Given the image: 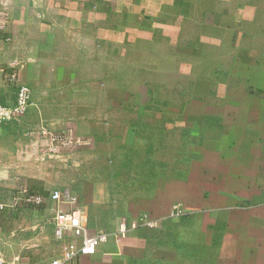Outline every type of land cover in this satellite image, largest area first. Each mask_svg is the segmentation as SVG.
I'll list each match as a JSON object with an SVG mask.
<instances>
[{
    "label": "crops",
    "instance_id": "0c3cea01",
    "mask_svg": "<svg viewBox=\"0 0 264 264\" xmlns=\"http://www.w3.org/2000/svg\"><path fill=\"white\" fill-rule=\"evenodd\" d=\"M209 1L220 4L0 0L7 3L0 4V104L13 105L19 85L32 90L27 114L0 125L5 264H51L60 257L55 214L75 207L90 234L108 239L94 255L67 264H264V0H235L225 22L207 9ZM231 9L241 10L242 20L231 18ZM188 25L194 26L191 37L184 35ZM194 73L196 88L208 86L213 98L225 90L229 105L241 111L232 125L216 114H195L197 132L185 133L188 142H181L189 156L177 164L153 163L156 151L148 150L146 161L133 166L141 146L167 144L165 133L129 127L117 135L84 133L87 123L108 120L127 106L139 116L157 111V104L173 105L178 96L188 97L187 105H204L208 95L197 94L194 85L170 90L168 78L164 89L171 97L158 94L157 75L186 83ZM96 106L102 109L94 113ZM43 123L71 129L93 145L40 162L30 131ZM111 137L118 141L112 143L114 161H107ZM129 169L147 171L143 181L137 172L138 183H126L119 170ZM54 189H69L77 204L52 201ZM31 196L44 202H29ZM142 217L156 227L129 228L127 241L117 240L124 220Z\"/></svg>",
    "mask_w": 264,
    "mask_h": 264
},
{
    "label": "rangeland",
    "instance_id": "374dc122",
    "mask_svg": "<svg viewBox=\"0 0 264 264\" xmlns=\"http://www.w3.org/2000/svg\"><path fill=\"white\" fill-rule=\"evenodd\" d=\"M220 4L218 6L213 4V1L207 2V9L209 11L216 10L218 13H220V19L227 20V9L229 6H232L234 4L235 0H219ZM231 1V2H230ZM242 0H237V3ZM226 9V10H225ZM201 15V13H199ZM242 15L243 12L241 10H232L231 9V18L236 19V21L242 20ZM194 26L193 25H188V32L185 30L184 35H189L188 37H191V35L195 32L193 30ZM239 28V27H237ZM175 29V27H174ZM238 32V31H236ZM188 33V34H187ZM192 33V34H191ZM239 34V32H238ZM207 35V32L204 33V36ZM240 39V35H238V40ZM239 42V41H238ZM243 42L241 43V45ZM190 51V49H189ZM188 52V51H187ZM190 79H187V82H183V80H180V77L178 76L179 80H172L171 76L169 75L168 77H164V75L159 74L157 75V83L160 84V91L158 92L159 97L162 99L164 98L165 94H168L171 97V94L168 91H165V85L166 82H164L165 78H168L170 81L167 86L169 87L170 90H173L174 88H180L181 86H191L194 85L195 89L197 90V94H203L208 95L211 99L209 100H203L204 105H199L197 106L196 103L187 105L185 104L188 97L183 98L181 96H178V99H175L173 102V105H169L167 107L161 106L157 104L155 112L147 113V112H142V114L137 115V108L132 107V106H127L125 107V111L120 112V111H115L112 115V117L108 120H93L91 123H87L85 132L84 133H113V135H117V133H124V130H126L127 127L133 128V131H137V133H165V141L167 144H157V146L151 147L148 149V146H141L140 148V154L136 155L139 156L140 159L137 160L135 163H133V166L138 165L140 163H143L146 161V157L148 156V150H153L156 151L155 154L152 156V161L162 163V162H167L170 163V165H175L179 162V159L183 155L189 156V148H185L184 144H181V142L186 143L188 142V137L185 135V133H195L197 132V124L195 122L194 115L203 112L207 113L210 115L216 114L222 117L224 119L225 123L227 125H232L233 120H235L236 114L241 111V108H232V106L229 105L227 101V96L224 97L225 95V90H220L218 91V95L220 97L218 98H213L214 95L210 94V89L207 86L205 89H198L196 88V83H193V80L195 79L196 74H187ZM159 76V77H158ZM163 78V80H162ZM162 80V82H160ZM182 81V82H181ZM182 83V84H181ZM166 86V88H167ZM181 90L178 89V91H170V92H179ZM115 93V92H114ZM178 93V94H179ZM196 94V93H195ZM118 95V93H117ZM127 95L125 94L124 97ZM186 105V107H185ZM124 108V107H121ZM164 108V109H163ZM174 110H173V109ZM102 109L101 107H94L93 111L96 113V111H99ZM141 110V109H140ZM159 110V111H158ZM86 112V111H85ZM99 113V112H98ZM97 113V114H98ZM97 114L94 115V118L97 117ZM194 128V131H193ZM192 129V130H191ZM127 131V133H129ZM159 131V132H157ZM161 131V132H160ZM102 135V134H101ZM121 135V134H120ZM168 135V136H166ZM103 136V135H102ZM162 136V135H161ZM110 136H106V138H109ZM111 140L106 144L108 145V148H110V152L108 153L106 151L104 157L107 159L104 160H109V161H114L112 152L116 151V146L113 145V142L118 141L117 137H111ZM106 141H103V143ZM161 142V141H159ZM117 160V159H116ZM138 161H142L139 162ZM154 163V162H153ZM113 171H110L112 173ZM137 172L141 175L140 179L143 181L144 177V172H147L145 170H140L137 171V169H129V170H119V173H122L121 176L124 178V181L126 183H138L137 181ZM156 173L159 172V170L155 171ZM109 175V172H107ZM174 173V172H173ZM137 175V177H136ZM127 187V188H126ZM142 187V185H141ZM126 192H130L129 190L133 189L132 186H125ZM137 188V187H136ZM128 189V190H127ZM134 191V189H133ZM135 193V192H133ZM178 211L181 210V205H177L175 207Z\"/></svg>",
    "mask_w": 264,
    "mask_h": 264
},
{
    "label": "built area",
    "instance_id": "2783aa9c",
    "mask_svg": "<svg viewBox=\"0 0 264 264\" xmlns=\"http://www.w3.org/2000/svg\"><path fill=\"white\" fill-rule=\"evenodd\" d=\"M0 4L4 7L7 6L5 2H0ZM15 76L13 75V78ZM31 99L32 90L27 85H19L15 103L11 106L0 104V125L19 122L27 114L31 106ZM30 133L36 136L37 143L32 154L38 157L40 162L52 161L61 157L66 151H78L93 145L92 139L80 137L71 129L57 131L49 123L41 124ZM50 198L54 202L73 205L72 207L78 202L77 197L69 189H54ZM28 201L41 204L44 199L41 196H31ZM0 207L2 208L3 205ZM142 225L155 228L156 221L150 220L148 217L130 222L124 220L116 233L117 240L127 241L129 228L135 229ZM54 226V238L57 243H60L61 255L51 264H67L81 256L94 255L99 245L108 239L106 233L90 234L85 217L77 207L68 211L58 209L55 214ZM67 235H71L75 240L66 241ZM78 238H81L80 242L77 241ZM5 263L6 259L0 247V264Z\"/></svg>",
    "mask_w": 264,
    "mask_h": 264
}]
</instances>
